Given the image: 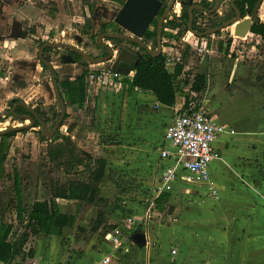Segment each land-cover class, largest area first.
<instances>
[{
	"label": "rangeland",
	"instance_id": "374dc122",
	"mask_svg": "<svg viewBox=\"0 0 264 264\" xmlns=\"http://www.w3.org/2000/svg\"><path fill=\"white\" fill-rule=\"evenodd\" d=\"M102 1L96 5L98 12L93 18L95 34L99 33L100 27L106 22H112L120 9L119 5L114 1ZM84 3L85 0H8L0 2V22L2 20L5 22L4 32L0 34V129L30 123L29 120L23 121V119L11 115L12 106L10 101L12 99H19V101L25 102L33 108L38 106L40 102H44L45 105L58 103L50 70L43 68L38 58L39 48L36 42L38 39L67 42L79 46L92 55L99 53V50L91 45L93 38L89 35L82 36L81 32L76 28V24L82 22L84 17L90 16V11L88 15L86 14L87 10H85L86 5ZM179 6L177 5V11ZM55 11L58 12L57 15ZM263 18L264 16L260 15V20ZM235 28L234 25L222 30L223 34L221 37L228 38L231 33L236 35ZM167 30L176 32L175 29L169 27H167ZM204 39L208 40L207 38ZM263 40L258 39L252 43L250 39L247 42L237 40L234 45L236 48L235 53L240 55V62L244 63L247 67L244 70L250 73L252 83H256L262 89H264ZM165 41L173 42L169 37H166ZM188 41L195 42L196 38L190 36L188 37ZM174 43L176 47L175 54L168 55L170 59L180 57L184 49V43H179V41H175ZM243 43L246 47L242 46ZM249 50L251 52H248ZM62 54H66L64 48H57L55 52H51L53 60L51 62L55 69H59L63 73V76L67 72H73L74 69H76L74 71L77 74L82 72V69L78 68L75 63H71L70 61L60 62L59 57ZM198 60L199 57L194 48L185 68V73L180 79L175 80L180 96H184L185 93L190 91L193 77L199 70V67L196 66ZM108 63L90 64L88 66L90 73L95 69L107 66ZM168 64L172 67L174 61L171 60ZM188 75L189 82H185L184 79ZM123 77L125 75H122L121 80ZM20 80H24L27 83L25 88L19 92L12 91L10 89L11 84ZM91 85L92 82L88 79V87L90 88ZM193 95L195 96L196 94ZM58 110H61L60 105H58ZM67 113L68 117L60 130L61 134H68V125L75 122L78 123V121L82 123L85 117H89L88 107L80 109L74 106H67ZM42 131L41 127L34 126L33 128L17 132L12 138V144L5 162V173L7 174L0 179V219L5 218L8 221L16 213L15 207L12 206L16 203V190L13 187L12 179L14 170H17L20 174L21 196L27 215L35 199L50 198L49 182L51 179L59 178L61 181H66L69 178L64 172L56 171L54 164L48 161L46 155L48 138L42 136ZM111 140H114V138L104 141L107 149L113 146L116 152H120V148L116 147H122V144L115 146L117 140ZM74 142L81 146L79 138L75 139ZM84 146H87V143ZM82 147L80 151L85 153ZM124 149L127 148L124 147ZM116 152L113 150L112 156L107 157V168L104 176L108 183L107 185L113 186V192L110 198H108L110 204L107 203L104 208V211H107L108 215L106 220L108 223L117 222L122 224V219L126 215L134 214L145 217L148 209H150L151 215L148 228L151 245L150 252L148 253L146 247L137 248L132 245L128 250L129 254L123 256V259L125 258L126 261L121 264L206 263L207 258L200 250L204 246V243L211 242V227L217 221L215 220L216 218L213 219L210 216L220 212V218H222L223 210L226 211L229 206L235 211L248 212L250 210L240 199L235 198V202H226L225 200L230 197H227L221 191L223 201L218 204L211 201L207 204L205 203L206 206L204 204L201 205V203L199 205V201L193 194L174 193V197L171 200V203H174L173 211L170 212L168 207L164 211H158L155 208L156 203L153 206L151 205L155 184L158 179L157 170L155 171L154 167L151 166L152 169H148V172L144 171L146 169H143V171L138 169L137 172L135 171L136 168L133 167V163L137 160L135 156H121V153L118 156ZM120 159H122V165L116 163V160ZM87 176L88 173L84 171L78 175H73V177L83 179H86ZM108 194L110 193L108 192ZM96 197L99 198V196H95V199ZM232 199L230 198V200ZM57 203L61 212L76 213L77 202L60 200ZM190 217L191 224L186 225L185 223H187ZM91 219L93 218L87 217L83 220H75V223H79V226H77L78 224L72 226L75 237L79 238L81 243L72 245L71 241L74 236L72 237L70 234L65 236L63 240H60L62 242L58 241L59 246L62 245L64 249L65 258L70 257L72 252L79 253L80 255L84 254L85 250L82 249L86 247V244H88V247L93 245L95 249L96 243H100L99 238H104L101 233L97 234L89 230ZM82 224L88 228H83ZM142 230L146 231L147 229L143 227ZM87 231L89 233H86ZM82 234H87V238ZM48 241H50L48 236L42 233L33 235L30 232L27 247L42 250L44 243ZM172 242L177 245L179 250L174 256L169 254V247ZM128 244H125V250L129 247ZM222 256L225 257L224 254ZM223 257H220L219 260L222 261Z\"/></svg>",
	"mask_w": 264,
	"mask_h": 264
},
{
	"label": "crops",
	"instance_id": "0c3cea01",
	"mask_svg": "<svg viewBox=\"0 0 264 264\" xmlns=\"http://www.w3.org/2000/svg\"><path fill=\"white\" fill-rule=\"evenodd\" d=\"M5 1L8 0H0L1 3ZM85 7L88 15L89 9L87 6ZM260 15L264 16V13H260ZM260 21L264 22V18ZM4 25L5 22L2 20L0 22V34L4 32ZM229 37L232 35L229 34ZM232 39L228 54L206 53L198 56L199 60L196 64L199 67L197 73L204 74L206 77V85L199 94L200 105L208 110L214 121L236 131L233 134L226 133L214 142L216 157L210 165V176L214 187L217 189L218 197L210 193L206 183L185 184L178 182L174 191L165 193L169 194L168 208L174 206L171 200L174 193L178 192L195 195L194 197L199 201L198 204L201 203L205 206L211 201L217 202L216 204L223 201L221 191L227 197L233 198L232 200L230 198L225 200L226 202H235V198L242 200L243 204L250 208L249 211L247 210L248 212L235 211L229 206L226 211L223 210L222 218H220V212L210 216L213 219L216 218L217 221L211 227V242L204 243L200 250L207 258L206 263L201 264H264V201H262L264 199V89L256 83H252L250 73L245 71L247 67L240 62V55L235 53L234 45L237 39ZM246 39H250L251 43L258 39L263 40L260 34L251 31L246 35ZM174 42L173 40L171 45L163 46L162 53L166 55L167 52V56L174 55L176 48ZM179 43L181 42L179 41ZM242 46L246 47L244 43ZM250 50L248 52H251ZM169 56L168 58H170ZM134 73L135 71L132 70L128 75L132 77ZM92 92L91 85L90 88L88 87V94L91 96ZM95 96L97 107L94 123L91 124L90 122V114L89 117H85L82 123L76 122L77 125L71 133V138L73 140L79 138L85 154L94 157L103 156L106 159L112 156L113 150L116 152V149H113V146L107 149L104 141L114 138L111 141L117 140L115 146L122 144V147H116L120 148V152H116L118 156L121 153V156L132 155L136 157V165L135 162L133 163V167L136 168L135 171L146 169L144 171L148 172V169L151 170V166H153L159 177L160 145L163 141L165 127L177 112L183 110L185 97L179 95L175 106H166L158 102L152 91L136 86L130 88L124 84L123 79L122 88L96 85ZM85 143L87 146H84ZM121 160H116V163L122 165ZM107 184L106 178L103 177L99 184V197L110 198L113 186ZM60 200L75 201L58 199V201ZM108 203L110 204V202ZM97 212L98 207L93 203L86 208L80 218L75 220H83L87 217L94 219ZM129 215L138 221H142L139 225L141 231L136 230L138 226L125 234L123 243L117 250L113 249L110 241L99 238L100 243H96L95 249L93 245L88 247L86 244V247L82 249L85 250L84 254L72 252L70 257L65 258L64 249L62 245L59 246L58 241L70 234V236H74L71 241L72 245L81 243V240L75 237V232L72 230V226L75 224L79 226V223L74 221L73 225L63 228L62 235H46L50 241L44 243L42 250L35 248L34 259L40 264H92L93 261L109 256L111 260L107 264H121L126 261L123 256L129 254L128 250L132 245L137 248L146 247L149 253L151 249L148 232L150 220H146L144 216ZM107 217V211H104V223L96 232L90 229L89 223V230L97 234L101 233V235L105 228L113 230L118 223H108ZM16 218L15 213L9 222H16ZM190 219L191 217L185 223L186 225L191 224ZM110 225H115V227L110 228ZM81 226L85 229L88 228L83 224ZM143 227L147 230L143 231ZM136 232L146 234V245L140 246L134 241L132 236ZM82 235L86 237L87 234ZM127 243H129V247L125 250L124 247ZM172 249L179 251L174 242L169 247V254L174 256L177 252L172 254ZM223 254L225 257L222 256ZM220 257H223L222 261L219 260ZM13 261L21 262L19 257L11 262ZM0 264L5 263L0 262Z\"/></svg>",
	"mask_w": 264,
	"mask_h": 264
},
{
	"label": "trees",
	"instance_id": "16d2710c",
	"mask_svg": "<svg viewBox=\"0 0 264 264\" xmlns=\"http://www.w3.org/2000/svg\"><path fill=\"white\" fill-rule=\"evenodd\" d=\"M119 5V8L125 3L126 0H111ZM167 3L169 0H161ZM258 0H237L236 5L239 7L242 15L245 17L250 15ZM102 0H85V5L90 11V16L84 17L82 22L76 24V28L81 32L82 36L89 35L93 39L99 34H95V26L93 18L97 15L96 5ZM213 1L204 0L203 5L210 8ZM190 0H183V14L181 16L174 15L172 18H168L164 27L175 29L176 32L163 31V46L171 45V42L165 41L166 37L171 40L178 41L185 36L188 31L189 14L187 12ZM260 13H264V1L260 8ZM203 15V17L201 16ZM227 18V15H221L219 12L214 14H205L201 10L194 12L193 27L198 31H205L208 28L218 27ZM246 18L250 19L249 16ZM199 23V26L197 24ZM200 23L208 24L207 26L200 25ZM34 30V29H33ZM104 30V25L100 27V31ZM252 33L260 34L264 39V22L260 21L254 24L251 29ZM223 31H218L211 35H207V46L211 49V52L219 55L221 53L228 54L232 44V37H221ZM213 38V39H211ZM215 38V39H214ZM47 40L38 39L37 46L40 48ZM143 42L152 49L157 48V26L155 22L154 29H148L143 36ZM57 48H46L44 51V57L50 62L51 52H55ZM194 47L190 43L184 44V50L178 60L174 61V65L170 67L168 65V56L160 54L153 56L146 52L140 56L139 62L132 66V70L135 71L131 77L125 75L123 82L127 86L140 87L142 89L150 90L156 96L158 102L166 106H175L177 97L180 95L178 87L175 84L176 79H180L185 73V68L189 62L191 52ZM68 51V50H67ZM73 56V61L78 68L82 69V72L77 74L73 72H67L65 76L58 69H56V79L61 92V95L66 102V106H74L77 108H84L88 105V112L90 114V122L94 123V114L96 112L97 101L95 96L96 82L92 83L93 92L91 96L88 94V77L90 74L88 62L81 61V56L77 53L69 51ZM92 55V54H90ZM94 56V55H92ZM60 62H65L62 57H59ZM43 68L48 69L46 65L41 63ZM75 72V74H74ZM185 82H189V75L184 79ZM26 82L24 80L12 83L10 89L14 92H19L25 88ZM206 85V77L204 74L196 73L193 77L191 88L188 93L184 94L185 104L183 110L185 111L192 100H196L200 105L201 98L199 94L202 92ZM193 94H196L195 96ZM19 101V99L14 100ZM13 104V100L10 101ZM58 103L45 105L44 102H40L35 110L47 123L50 129L56 124L61 110H58ZM20 109L26 112L21 106ZM17 113L20 111H16ZM12 114V113H11ZM68 117V113H65L62 125L65 124V120ZM35 126L43 127L36 117ZM77 123L68 125V134H56L52 139H47L46 155L49 162L53 163L56 167V171H62L69 176L66 181H61L59 178H53L49 182L50 198L48 199H35L29 214H26V209L22 201L21 196V178L17 170L13 172V187L16 190V203L14 205L16 210L17 221L9 222L5 218L0 219V262L5 264L11 262L15 258L19 257L21 262L30 263L34 261L35 249L33 247H27L30 232L33 235L45 234V235H62L63 228L74 224L76 218H80L86 208L95 203L98 207L97 216L91 220L90 229L96 232L100 226L104 223V208L108 203V199L99 196L100 189L99 184L102 181L106 173L107 159L99 156H89L82 151H78L77 148L71 143V132L76 128ZM43 132V131H42ZM17 132H10L0 137V179H2L7 173H5V162L9 149L12 144V138ZM46 139V138H45ZM82 171L87 172L86 179L80 177H73L78 175ZM11 178V177H10ZM168 193H163L156 200L155 208L158 211H164L168 206ZM98 198V199H97ZM58 199L63 200H75L77 201V209L75 214H69L61 212L58 208ZM96 201V202H95ZM173 210L172 206H169V211ZM115 225H110V228H114ZM137 231H141L139 226Z\"/></svg>",
	"mask_w": 264,
	"mask_h": 264
},
{
	"label": "built area",
	"instance_id": "2783aa9c",
	"mask_svg": "<svg viewBox=\"0 0 264 264\" xmlns=\"http://www.w3.org/2000/svg\"><path fill=\"white\" fill-rule=\"evenodd\" d=\"M231 35L234 39L242 42L247 41L246 38L237 37L232 33ZM189 43L196 49L199 57L211 52L204 38L196 37L195 42L190 41ZM178 59L179 57L168 58V62ZM112 64L113 60L107 66L95 69L89 74L88 79L92 83L96 82L97 85L122 88L121 77L123 74L114 69ZM235 132L234 129L214 121L208 110L204 106L198 105L195 100L190 102L185 111L177 112L165 127L163 141L160 145V173L151 205H154L156 198L161 194L174 191L178 182L185 184L206 183L210 193L218 197L217 189L210 176V165L216 157L214 142L226 133L233 134ZM12 206L14 207V205ZM150 216V209H148L145 219L148 220ZM141 222V220L138 221L135 217L127 215L122 220V224L118 223L113 230L103 229L102 235L107 241H110L113 249L117 250L121 247L125 234L136 229ZM171 252L175 254L177 250L172 249ZM110 260L111 258L106 256L101 260L93 261L92 264H107ZM7 264H40V262L36 260L30 263L13 261Z\"/></svg>",
	"mask_w": 264,
	"mask_h": 264
},
{
	"label": "water",
	"instance_id": "95a60500",
	"mask_svg": "<svg viewBox=\"0 0 264 264\" xmlns=\"http://www.w3.org/2000/svg\"><path fill=\"white\" fill-rule=\"evenodd\" d=\"M237 0H231V5L233 10L229 13L230 15H234L231 19L225 21L218 27H212L208 28L205 31H196L192 28L193 25V10L194 8L202 9L208 13H213L219 9L220 6V0H215V7L213 9H208L205 6H202L200 4L192 5L189 9V29L193 32L194 35L198 37H205L207 35H211L213 33H216L218 31H222L226 28H229L232 26L235 22L239 20L245 19L247 16H243L240 9L236 5ZM264 0H258L255 4L253 11L250 15V20L246 19V23L241 25L240 27L236 28V32L240 33L243 28H246V35L251 31L252 26L254 24H257L260 22V8L262 6ZM176 0H170L167 4L163 14L161 15L158 26H157V49L152 50L150 49L142 40L144 34L146 31L150 28L153 20L156 18L158 12L163 7V2L160 0H126L125 3L122 5V7L117 12L114 21L117 23L120 27L126 29L130 34H118V33H103L98 35L99 43H101V40L105 37L107 38H120L127 40L129 42H132L134 44H137L140 48L145 49L148 53H150L153 56L160 55L163 50V30H164V23L165 20L168 18ZM46 48H64L69 49L81 56V60L84 62H88L90 64H102L106 62H110L113 60L112 67L119 71L123 75H128L132 71V66L136 65L139 62L138 53L123 48L120 51L114 50L112 47L107 46L108 55L102 56V57H94L90 54H88L86 51L82 50L76 45H73L71 43L67 42H60V41H46L40 48L38 52V57L41 63L46 65L51 73V79L54 86L55 95L57 97V100L61 107V113L60 116L54 125L52 129L49 128L47 123L42 120L40 116L34 111L33 108L29 107L27 103L21 102L20 104L24 106L29 111L33 112L34 115L39 119L42 127L43 132L42 136H46L48 139H52L56 134H58L62 128V122L65 116V113L67 112V106L66 102L64 101L58 82L56 79V69L54 68V65L52 62L47 60L44 57V51ZM65 61H71L72 55H68L67 59H64ZM15 116L21 119L29 120L30 123L26 125H20V126H14L9 127L6 129H0V137L10 133V132H20L22 130L33 128L35 126V119L32 116H23V115H17L15 112V109L13 108L11 110ZM71 143L77 148L78 151L81 150V146L77 145L74 140L70 139ZM132 238L134 241L140 245L144 246L146 245V234L143 232H136L133 234Z\"/></svg>",
	"mask_w": 264,
	"mask_h": 264
},
{
	"label": "flooded vegetation",
	"instance_id": "af4514ba",
	"mask_svg": "<svg viewBox=\"0 0 264 264\" xmlns=\"http://www.w3.org/2000/svg\"><path fill=\"white\" fill-rule=\"evenodd\" d=\"M161 1V0H160ZM170 1V0H169ZM169 1L167 2V3H164L163 1V7L161 8V10L158 12V14H157V16H156V18L153 20V22H152V24H151V26H150V28L149 29H154L155 28V22H156V26H158V21H159V19H160V17H161V15L163 14V12H164V10H165V8H166V6H167V4L169 3ZM209 1H213V4H212V6L210 7V8H208V7H206V8H208V9H213L214 7H215V0H208V2ZM203 3H204V0H190V5L188 6V10H187V12H188V14H189V9H190V7L192 6V5H196V4H200V5H202V6H205V5H203ZM177 5H180L179 6V9H178V11H177ZM238 7V6H237ZM239 8V7H238ZM183 9H184V7H183V0H176V2H175V4H174V6H173V8H172V10H171V12H170V14H169V16H168V18H172L174 15H177V16H181L182 14H183ZM197 10H201V11H203L205 14H214L215 12H219L221 15H227V18L222 22V23H224L225 21H227V20H229V19H231L234 15H230L229 13L233 10V8H232V5H231V0H228V1H226V0H220V6H219V9L217 10V11H215V12H213V13H208V12H206V11H204V10H202V9H198V8H194V10H193V16H194V12H196ZM202 17H203V15H201ZM167 18V19H168ZM190 18V17H189ZM167 19L165 20V23H166V21H167ZM245 19H247V18H245ZM193 22H194V18H193ZM165 23H164V25H165ZM241 23L242 22H237L236 24H240L241 25ZM209 24V23H208ZM208 24H204V23H200V25H203V26H207ZM188 25H189V22H188ZM197 26H199V23L197 24ZM231 27V26H230ZM192 28L194 29V30H196V31H198L197 29H195L194 27H193V25H192ZM164 29H167V28H165L164 27ZM164 31V30H163ZM108 32H112V33H118V34H130L126 29H124V28H122V27H120L117 23H115V21L113 20L112 22L110 21V22H106L105 24H104V30L102 31V32H99V34H103V33H108ZM98 34V35H99ZM98 35L92 40V42H91V45H93L95 48H97L98 50H99V53H97V55H94V57H102V56H106V55H108V50H107V46L108 47H112L114 50H116L117 52L118 51H120L121 49H123V48H127V49H130V50H132V51H134V52H136V53H138L139 55H138V57L137 58H139L140 59V56L142 55V54H144L145 53V49H143V48H140L137 44H134V43H132V42H129V41H127V40H124V39H120V38H107V37H105V38H103L102 40H101V43H99V40H98ZM190 36H193V37H198V36H196V35H194L193 34V32L189 29V26H188V31H187V33L185 34V36L183 37V38H181L179 41L181 42V43H187V42H189L188 41V37H190ZM79 39H80V37H79ZM166 39V38H165ZM142 40H143V38H142ZM164 40V39H163ZM79 47V46H78ZM80 48V47H79ZM150 49H152L151 47H149ZM157 49V48H156ZM156 49H152V50H156ZM66 50V54H62L61 55V57H62V60L63 61H65L64 59H67L68 58V55H72L71 53H69V51H71V50H69V49H65ZM68 50V51H67ZM83 50V49H82ZM73 52V51H72ZM147 52V51H146ZM75 53V52H74ZM88 53V52H87ZM88 54H91V53H88ZM162 54V53H161ZM73 56H72V60L70 61V62H72L73 61ZM81 60V59H80ZM82 61V60H81ZM69 62V61H68ZM84 62V61H83ZM21 101H13V104L11 105L12 107H11V110L14 108L15 109V112L18 110V111H20V112H16V114L17 115H23V116H32V117H34V119H36V116L34 115V113L33 112H31V111H29L28 109H26L24 106H22L21 104ZM23 107L24 108V110H26V112H23L21 109H20V107ZM29 106V105H28ZM29 107H31V106H29ZM31 108H33V107H31ZM34 109V111L36 112V110H35V107L33 108ZM12 113V112H11ZM37 113V112H36ZM11 115H13V116H15V114H11ZM21 119V118H20ZM23 121H26L25 119H23ZM36 121V120H35ZM30 122V121H29ZM36 123V122H35Z\"/></svg>",
	"mask_w": 264,
	"mask_h": 264
},
{
	"label": "bare ground",
	"instance_id": "6f19581e",
	"mask_svg": "<svg viewBox=\"0 0 264 264\" xmlns=\"http://www.w3.org/2000/svg\"><path fill=\"white\" fill-rule=\"evenodd\" d=\"M248 19V18H247ZM248 20H250V19H248ZM237 22H242L241 23V25H243L244 23H246V19H243V20H239V21H237ZM237 22H235L232 26H234L235 25V27L237 28V27H240L241 25L240 24H236ZM236 28H235V32H236ZM246 29H247V27L246 28H243L242 30H241V32L240 33H237L236 32V35H238L237 37H240V38H243V39H245L246 38ZM235 35V36H236ZM243 35H245V36H243ZM243 36V37H242Z\"/></svg>",
	"mask_w": 264,
	"mask_h": 264
}]
</instances>
